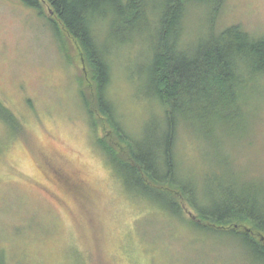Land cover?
I'll return each mask as SVG.
<instances>
[{
	"label": "rangeland",
	"instance_id": "374dc122",
	"mask_svg": "<svg viewBox=\"0 0 264 264\" xmlns=\"http://www.w3.org/2000/svg\"><path fill=\"white\" fill-rule=\"evenodd\" d=\"M41 13L20 0H0V115L11 112L21 126L13 131L0 118L5 264H253L236 237L194 230L146 195L139 199L127 189L136 199L126 192L100 145L107 140L108 122L97 105L88 111L83 99L92 78L86 65L84 74L85 59L64 32L65 50L60 48L45 3ZM198 15L192 10L186 20L188 36L205 31ZM216 25L217 30L236 25L253 37L264 36V0H224ZM148 43L135 39L110 48L105 90L117 123L143 142H149L162 115L144 86ZM212 148L179 127L175 151L181 170L199 189L207 174L230 171L228 164L212 168L205 161L213 160ZM222 150L248 174H230L229 181L264 188V101L254 110L245 137ZM184 200L181 216L195 219Z\"/></svg>",
	"mask_w": 264,
	"mask_h": 264
},
{
	"label": "trees",
	"instance_id": "16d2710c",
	"mask_svg": "<svg viewBox=\"0 0 264 264\" xmlns=\"http://www.w3.org/2000/svg\"><path fill=\"white\" fill-rule=\"evenodd\" d=\"M20 1L39 16L42 3L48 6L51 14L46 22L60 34L62 50L64 33L77 44L85 59L84 74L92 76L89 96L83 93V99L88 111L92 104L98 106L112 129L99 144L109 152L106 162L126 192L130 188L139 199L146 195L148 201L160 204L194 230L220 238L236 237L247 260L264 264V188L237 187L235 181H229L230 174H248L234 157L220 152L245 137L254 110L264 101V36L253 37L236 25L217 30L224 0ZM192 10L204 21L205 29L193 37L186 33ZM135 39L150 42L144 86L162 107L161 122L149 142L131 136L117 123L120 120L113 117V107L105 96L111 74L110 48ZM1 113L0 118L13 131L20 129L11 112ZM179 127L188 137L211 144L213 160L205 161L212 168L228 164L230 171L207 174L204 186L197 188L198 182L181 170L175 151ZM183 199L195 210V219L181 216ZM0 264H5L1 252Z\"/></svg>",
	"mask_w": 264,
	"mask_h": 264
}]
</instances>
